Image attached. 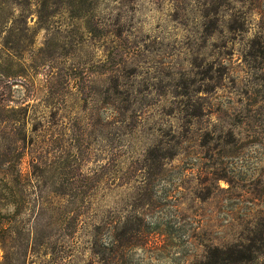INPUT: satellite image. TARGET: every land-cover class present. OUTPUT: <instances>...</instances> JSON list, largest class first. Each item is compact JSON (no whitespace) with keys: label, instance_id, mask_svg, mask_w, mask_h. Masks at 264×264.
Masks as SVG:
<instances>
[{"label":"rangeland","instance_id":"rangeland-1","mask_svg":"<svg viewBox=\"0 0 264 264\" xmlns=\"http://www.w3.org/2000/svg\"><path fill=\"white\" fill-rule=\"evenodd\" d=\"M39 1L0 38V264H264V0Z\"/></svg>","mask_w":264,"mask_h":264},{"label":"trees","instance_id":"trees-1","mask_svg":"<svg viewBox=\"0 0 264 264\" xmlns=\"http://www.w3.org/2000/svg\"><path fill=\"white\" fill-rule=\"evenodd\" d=\"M28 1L29 0H0V38L2 37V35L4 33L9 32V34L7 33V35L4 36V39H5L7 46H10V44H12L13 47H9L10 49H14V42L17 41V36L19 34L16 31L19 29V27L14 26L18 22L17 21L15 22V20L12 19V17L10 15L13 14L14 11L18 7L19 8H27ZM37 4L39 6V11H42V9L47 6V1L42 0V1H39ZM23 21L25 22V20H22V23H23ZM7 29H9V31ZM1 60L2 59L0 58V61ZM15 75L22 76L23 74H22V71L19 70V71H17V73ZM5 175L7 178L4 181H5V184H7L8 186L10 185V183L12 185L15 182H17L19 184V183H21V180L24 179L23 175L18 170L15 173V177H13L12 175H11L12 177H8V175H10L8 172L5 173ZM21 199H22V196L20 197V200ZM7 200H8L7 204H11L14 206H17V205L20 206V203H19L20 200L19 199L14 200V199H11L10 197H7ZM12 215L14 217L13 222H16V220H17L16 218L18 216V213L13 212ZM2 224H4V226H6V227H9L12 224V221H10L9 223L8 222H2ZM132 237L136 238V233ZM260 240L264 244V235H260ZM107 246L108 245H104V246L102 245V247L104 249L107 248ZM239 254L240 253L237 254V250H233L232 253L230 255H226L223 258V260L220 258V261L222 260L221 264H237L238 260H241V258H243V260H244V258H246L245 255H241V254L239 255Z\"/></svg>","mask_w":264,"mask_h":264}]
</instances>
